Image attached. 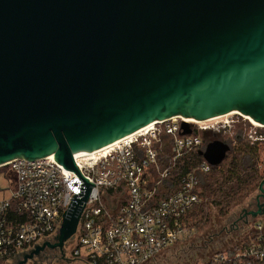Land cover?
I'll return each mask as SVG.
<instances>
[{
    "label": "water",
    "instance_id": "95a60500",
    "mask_svg": "<svg viewBox=\"0 0 264 264\" xmlns=\"http://www.w3.org/2000/svg\"><path fill=\"white\" fill-rule=\"evenodd\" d=\"M235 110L264 124V0H0V164L54 155L78 172L75 153L154 121ZM229 151L200 154L218 166ZM89 192L17 264L63 251Z\"/></svg>",
    "mask_w": 264,
    "mask_h": 264
},
{
    "label": "built area",
    "instance_id": "2783aa9c",
    "mask_svg": "<svg viewBox=\"0 0 264 264\" xmlns=\"http://www.w3.org/2000/svg\"><path fill=\"white\" fill-rule=\"evenodd\" d=\"M213 121L160 120L115 144L75 153L78 172L58 163L54 155L1 163L0 192L6 196L0 198V264L57 235L66 214L86 196L88 184L68 260L158 264L162 253L191 234L188 214L201 201L199 173L211 168L203 158L177 186L171 184L177 161L202 145L199 134H183L182 123H190L192 130L198 126L199 131L219 133ZM163 135L172 138L167 166L159 160ZM249 137L264 140L258 131ZM252 232L256 235L244 247L219 252L199 264H264V222L257 220L246 236Z\"/></svg>",
    "mask_w": 264,
    "mask_h": 264
},
{
    "label": "trees",
    "instance_id": "16d2710c",
    "mask_svg": "<svg viewBox=\"0 0 264 264\" xmlns=\"http://www.w3.org/2000/svg\"><path fill=\"white\" fill-rule=\"evenodd\" d=\"M193 132L200 135L202 131L194 128ZM203 133L202 145L177 161L170 179L171 184L174 187L177 186L183 174L195 169L203 161L200 151L206 148L210 142L208 137L211 135L216 137L212 139L210 137L212 141L221 140L230 146V151L220 165L211 166L209 171L199 173L200 183L197 191L201 201L188 214L190 227L198 235L206 231L208 227L211 206L217 208L220 215H227L234 207L242 204L258 190L260 183L264 180V161L261 156V144L263 143L256 142L251 145L246 140L240 126L236 127L233 137H223L211 131ZM171 151L172 138L163 135L162 153L159 155V160L165 166L170 162ZM248 243L250 242L246 237L233 250L240 249Z\"/></svg>",
    "mask_w": 264,
    "mask_h": 264
},
{
    "label": "rangeland",
    "instance_id": "374dc122",
    "mask_svg": "<svg viewBox=\"0 0 264 264\" xmlns=\"http://www.w3.org/2000/svg\"><path fill=\"white\" fill-rule=\"evenodd\" d=\"M210 124V123H207ZM220 131L219 133L213 131L212 133L221 134L223 137H233L234 131L237 126L242 127L243 134L246 140L252 145L256 143L249 137L250 134H254L255 131L261 132L264 135V126L256 123L257 126L251 122V120L246 119V117L241 116L238 113H232L228 116L221 117L212 122ZM198 129V126L195 127ZM199 130V129H198ZM193 131V130H192ZM201 137H204V133H200ZM216 138L214 135L210 136ZM208 137V141H212ZM254 142V143H253ZM258 143H263L262 145V160L264 161V140ZM4 170H0L1 172ZM1 178V177H0ZM165 185H161V188H164ZM259 193V190H256L251 196L248 197L246 201L242 204L234 207L227 215H220L218 209L215 207H210V221L206 231L198 235L195 232L186 237L183 241L177 243L170 250L162 253L159 257L158 264H195L196 262L201 263L207 261L211 256L219 252H230L233 248L244 238L247 234L254 228L256 221L261 220L264 222V216L257 218L249 226L243 229L240 232V229H237L238 224L235 222V218L239 214L242 208L246 207H256L255 197ZM6 196L4 192H0V198ZM190 222V221H189ZM241 227V226H240ZM256 232H252L247 238H254ZM57 235H54L50 238L53 243L57 241ZM73 240H69L65 246L64 250L61 251L59 248L51 249L46 248L32 260H29L27 264H82L79 260L69 261L70 250L72 248ZM23 258H15L11 261H7L4 264H17Z\"/></svg>",
    "mask_w": 264,
    "mask_h": 264
},
{
    "label": "flooded vegetation",
    "instance_id": "af4514ba",
    "mask_svg": "<svg viewBox=\"0 0 264 264\" xmlns=\"http://www.w3.org/2000/svg\"><path fill=\"white\" fill-rule=\"evenodd\" d=\"M203 141V140H202ZM255 202H256V207H246V208H242L241 211L239 212V214L237 215V217L235 218V222L238 224L237 229H240V232L243 231L244 228H246L247 226H249L253 221H255L257 218L254 217L253 213L256 212L259 208H258V204L259 203H264V199L260 198L258 201L257 196L255 197ZM262 216H264V212L262 214ZM241 226V227H240ZM27 253L25 252H21L17 258L19 257H23L24 254Z\"/></svg>",
    "mask_w": 264,
    "mask_h": 264
},
{
    "label": "bare ground",
    "instance_id": "6f19581e",
    "mask_svg": "<svg viewBox=\"0 0 264 264\" xmlns=\"http://www.w3.org/2000/svg\"><path fill=\"white\" fill-rule=\"evenodd\" d=\"M232 113H238V114H241L239 111H236V110H235V111L229 112V113L224 114V115H221V116H217V117H214V118H210V119H208V120H195V119H190V118L183 117V116H181V115L173 116V117H171V118H182V119H185L186 121H190V122H194V123H204V122H207V121H212V120L219 119V118H221V117L228 116L229 114H232ZM241 115H242V114H241ZM243 116L246 117V119L251 120V122H253L256 126H257L256 123H259V122L254 121L253 118L250 117V116H246V115H243ZM158 122H159V121H154V122L150 123L149 125H147V126L141 128V129L138 130V131H141V130L144 129V128H150V127H153V126H154L156 123H158ZM259 124H261L260 126H264V124H262V123H259ZM119 141H120V140H119ZM117 142H118V140L115 141V142L112 143V144H115V143H117Z\"/></svg>",
    "mask_w": 264,
    "mask_h": 264
}]
</instances>
